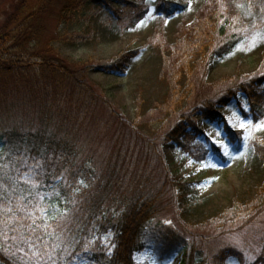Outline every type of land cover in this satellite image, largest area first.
<instances>
[{"label": "rangeland", "instance_id": "374dc122", "mask_svg": "<svg viewBox=\"0 0 264 264\" xmlns=\"http://www.w3.org/2000/svg\"><path fill=\"white\" fill-rule=\"evenodd\" d=\"M137 1H144L147 12L135 25L116 20L125 0H97L88 4L87 11L69 17L60 13L62 0H54L34 22L40 29L43 54L48 57L60 54L72 61L84 62L82 75L87 85L91 84L92 91L103 95L78 126L63 130L69 131L74 143L82 145L86 155L93 156L89 164L97 173L112 153L121 151L126 158L130 153L135 155L133 171L142 169L149 178L160 179L164 188L162 203L167 206L159 219L185 239V245H196L197 263L208 264L212 256L227 246L242 252V258L232 256L227 264L251 262L261 250L264 236V212L258 215L253 211L245 212L247 205L264 189V161L251 146L255 139L264 141V127H257L264 124V113L254 115L244 95L221 108L229 127L243 130L242 139L230 138L223 122L212 123L200 118L203 133L192 147L194 154L205 156L201 162L174 141H165L164 135L173 122L149 117L153 108L163 103L169 94L168 80L163 73L164 60L180 37L181 25L192 23L207 0H176L181 6L172 12L173 7H169L167 16L158 10L160 0ZM224 1L228 13L242 26L243 39L224 58L215 60L207 70L198 71L196 84L201 86L202 98L214 100L222 94L220 82L224 77L264 73L263 7L258 3L255 7L248 0ZM35 3L33 0H0V34L12 28L22 17L23 10L34 7ZM56 34H83L84 37L77 43L53 42ZM121 53L124 57L119 60ZM8 83L6 91L0 88V126L16 125L25 130L32 124L38 129L42 123L40 107L30 105V98L25 96L32 89L31 84L16 79ZM30 94L33 97L34 91ZM238 101L242 102V109ZM65 102L66 106L76 105L71 98H66ZM241 123L244 128L240 127ZM47 129L52 132V125ZM217 132L222 133V137H216ZM214 138H222L230 145L228 156L214 144ZM36 165H31L22 179L33 181ZM85 184L84 177L76 182L58 179L51 187L35 184L33 188L38 190L35 200L26 203L24 208L34 211L32 217L42 220L45 214L36 210H46L50 224L66 212L69 197ZM235 201L243 206L238 220L230 215ZM111 238V234H101L96 229L87 237L86 254L76 256L68 264H96L90 248L100 242L101 254ZM145 244L146 248L135 256L138 264H182L188 247L180 246L178 252L169 255L165 247L151 237Z\"/></svg>", "mask_w": 264, "mask_h": 264}, {"label": "trees", "instance_id": "16d2710c", "mask_svg": "<svg viewBox=\"0 0 264 264\" xmlns=\"http://www.w3.org/2000/svg\"><path fill=\"white\" fill-rule=\"evenodd\" d=\"M33 1L36 5L24 9L17 23L0 34V88L6 91L10 80L28 81L32 89L25 96L30 98V105L40 107L42 119L38 129L32 124L25 130L16 125L0 126V264H37V257L28 252V245L24 243L27 237L33 241L40 237L51 246L48 249L51 259L45 257L40 264H68L76 256L86 254L87 237L96 229L101 234L113 233L115 244L110 255L105 248L99 253L100 242L90 248L96 264H136L134 254L144 249L148 237L165 245L170 254L180 246H188L185 239L159 219L167 206L162 203L163 184L160 179L149 178L142 169L132 170L133 153L126 158L121 151H115L97 173L89 164L93 156L86 155L82 145L74 143L69 131L63 130L78 126L103 95L92 91L91 84L87 85L82 75L84 62L72 61L60 54L51 57L43 54L40 29L34 22L54 0ZM95 1L62 0L60 13L68 17L77 12L80 14ZM248 1L255 7L258 3L264 11V0ZM224 2L207 0L192 23L181 25L180 37L164 60L168 97L149 113V117L157 120L171 119L173 126L164 135L165 141H174L198 160L203 158L193 154L191 143L202 133L199 117L210 121L224 119L219 107L227 106L240 95L247 98L255 114L264 113V73L254 76L237 73L224 77L220 82L222 94L216 100L202 98L201 86L196 84L198 71L207 70L215 60L224 58L243 39L242 26L228 13ZM143 4L144 1L125 0L116 20L135 25L147 12ZM180 6L176 0H160L157 5L166 16L170 15L169 7H173L172 12ZM83 37V34H56L52 41L77 43ZM123 57L121 53L117 59ZM66 98H71L76 105L66 106ZM197 113H200L199 117ZM49 125L53 127L52 132L47 129ZM227 130L233 133L228 126ZM235 133L240 137L242 131ZM252 147L264 161V141L255 139ZM37 163L40 167L33 181L38 179L34 183L22 179L30 166ZM82 177L86 184L79 186L80 191L69 197L66 215L64 213L50 223L51 228L45 230L44 220L29 219L25 213L17 211L18 207L35 200L38 192L33 188L35 184L51 187L58 179L76 182ZM8 208L12 212H8ZM247 211L257 215L264 212V189L247 205ZM242 213L243 206L235 201L230 210L232 219ZM62 216L63 220L60 219ZM20 217L23 221L16 223ZM33 220L36 222L34 227ZM42 247L37 243V248ZM196 250L194 243L187 250L185 248L182 264H205L196 262ZM232 255L242 258V252L227 246L212 256L208 264H227ZM242 264H264V236L257 257Z\"/></svg>", "mask_w": 264, "mask_h": 264}, {"label": "snow or ice", "instance_id": "6c2138e0", "mask_svg": "<svg viewBox=\"0 0 264 264\" xmlns=\"http://www.w3.org/2000/svg\"><path fill=\"white\" fill-rule=\"evenodd\" d=\"M241 128H244V124L241 123L240 125ZM258 128L264 127V124L261 125H257ZM216 137H222V133L217 132L216 133ZM213 142L215 145H217L219 147V149L223 150V155L228 156L229 155V151H230V145L228 143H225L224 140L222 138H214ZM214 166V165H213ZM37 168L40 167V165L37 163L36 165ZM18 204H19V200H18ZM8 212H12L11 208L7 209ZM17 211L25 213L26 216L31 219V217L34 215V211L30 212L27 211L26 208H24L23 206L18 207ZM36 211H40L43 212L45 214V219H44V223H43V228L45 230L51 228V225L47 222V212L44 209H37ZM66 215V213H65ZM63 216L60 218L61 220H63ZM23 217L18 218L15 222L16 223H21L23 221ZM53 219H55V217H53ZM8 221L6 220L5 223H7ZM35 220L32 221V226H35ZM57 227H60V225L58 224ZM24 243H26L28 245V252L34 256L37 257V264H40V261H42L45 257H47L48 259H51V253L48 251V249L51 247L47 242H45L42 238L37 237L36 241H33L31 239V237H27L24 240ZM37 243L42 244L43 247L42 248H37ZM21 251H24L23 249H21Z\"/></svg>", "mask_w": 264, "mask_h": 264}]
</instances>
